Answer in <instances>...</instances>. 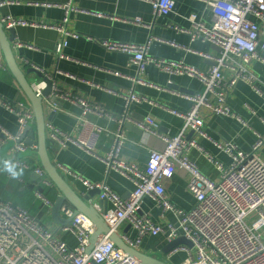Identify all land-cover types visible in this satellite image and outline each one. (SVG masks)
<instances>
[{
	"label": "crops",
	"instance_id": "0c3cea01",
	"mask_svg": "<svg viewBox=\"0 0 264 264\" xmlns=\"http://www.w3.org/2000/svg\"><path fill=\"white\" fill-rule=\"evenodd\" d=\"M175 1L176 7L173 12L155 16L152 5L146 0H0V20L3 23L5 19L11 18L30 22L28 25L17 24L11 27L16 30L12 47L20 67L26 72L36 66L52 74L60 70L71 75L70 77L62 73L54 74L52 81L58 102L50 105L54 115L52 119L46 115V124L49 129V125H52L76 140L93 145L96 151L90 153L72 142L66 146L59 145L49 138L48 131L47 137L52 161L74 189L82 195L91 190L83 179L92 183H104L124 198L130 196L136 184L132 177L109 169L103 159L113 145L112 135H107L106 132L117 133L120 127L118 121L94 112L86 113L81 104L66 99L63 95L65 93L84 98L93 105L103 106L111 114L118 116L126 109L124 95L134 90L144 99L131 103L129 116L138 121L147 117L155 118L160 124L158 129L160 135H176L185 130L188 138L195 139L203 149L201 151L193 148L189 153L191 160L213 180L219 179L220 171L214 162L208 159L206 153L225 165L231 163L230 155L219 149L213 141L232 142L244 151H251L259 137H264L263 61L252 60L247 67L249 74L255 77L253 83L239 79L230 92L228 104L235 118L214 114L204 106L200 108V115L205 120L204 130L208 134V137H204L194 132L192 127L186 126L185 119L176 114L190 112L193 103L187 96L205 91L201 80L188 75L167 73L153 63L140 74L138 66L131 63V55L109 50L100 43L113 41L145 45L151 57L184 61L199 70L208 71L214 62L205 58L203 54L216 56L219 54V48L200 38L193 40L189 32L176 30L175 27L193 30V23L189 19L193 14L211 25L213 20L211 6L204 0ZM68 4L71 11L69 20L64 24L66 33L48 26L64 22L67 16L65 6ZM137 18L142 19L145 25L135 23ZM8 35L11 36L10 33ZM259 41L262 46L264 22L260 23ZM60 42L64 43L61 50L58 48ZM262 54L264 55V50ZM34 75V72L29 74L32 81L35 80ZM224 75L229 79L234 75V71L224 69ZM137 76L146 79L152 85L136 84L134 78ZM255 85L260 92L256 91ZM110 89L117 94L109 92ZM0 96L8 101H23L31 105L8 67L1 41ZM126 124H130L129 127H126ZM126 124L123 128L128 139L122 147L120 157L144 168L149 161L151 150L162 148L164 142L160 136L152 135L133 122L128 121ZM0 126L13 135L19 132L16 114L1 105ZM98 127L103 128L104 132H97ZM33 130L35 144L28 151L37 150L36 124ZM31 151L24 159L32 167L27 169L18 166L23 169L21 177L12 179L6 172L0 171V198L27 209L48 223L56 224L52 218V209L60 192L54 184L46 185L42 182L35 173L33 167L41 166V162L38 154ZM257 153L264 160V144ZM14 156L16 155L9 144L2 143L0 132V168L3 167L2 161ZM60 166L69 168L75 174L66 173ZM38 192L49 198L53 206H46L38 197ZM166 192L180 209L190 210L196 203L194 195L188 188L187 175L179 170L173 178L166 181ZM96 200L100 201L99 196L93 197L91 202L94 203ZM108 208H113L111 202L108 203ZM141 213L163 226L179 223L175 212L163 211L157 201L150 196L144 197ZM118 233L128 243V240H134L138 235L136 228L129 221L118 227ZM63 238L71 246L78 243L71 233L64 234ZM169 242L165 234L147 235L137 248L146 254L160 255ZM176 249L163 256L171 264H183L189 254ZM192 252L195 255V251Z\"/></svg>",
	"mask_w": 264,
	"mask_h": 264
},
{
	"label": "built area",
	"instance_id": "2783aa9c",
	"mask_svg": "<svg viewBox=\"0 0 264 264\" xmlns=\"http://www.w3.org/2000/svg\"><path fill=\"white\" fill-rule=\"evenodd\" d=\"M152 5L155 16L168 15L175 10V0H146ZM211 6L212 23L208 25L203 19L193 14L189 19L193 30L188 31L179 27L176 30L189 32L192 39L209 41L219 48V54H203L214 62L208 71L199 70L184 61H171L154 58L148 55L147 46L113 41L100 42L113 51L131 55V63L139 68L140 74L153 63L170 74L188 75L202 81L205 91L201 94L187 96L193 103L192 109L186 114H176L185 119L186 126L194 132L208 137L205 132V120L200 115L202 106L214 114L236 117L229 104L230 92L239 79L254 82L255 77L248 72L252 60L264 62V44L260 46V23L264 22V0H204ZM66 7L67 16L61 24L48 26L66 33L64 25L69 20L71 6ZM6 27L17 24L28 25L30 22L16 19H5ZM135 23L145 25L137 18ZM64 42V41H63ZM60 42L58 48H63ZM191 50V49H190ZM49 79L54 74L62 73L57 70L52 74L33 66ZM224 69H231L234 75L226 79ZM53 75V76H52ZM70 76V74H66ZM136 84L152 85L146 79L137 76ZM47 86L43 80L32 81V87L37 96L42 95ZM55 87V86H54ZM257 92L260 90L256 87ZM117 94L114 90H108ZM68 100L78 102L85 108L86 113L94 112L99 116H107L119 123L117 133L112 135L113 145L103 156L109 169H115L126 176L132 177L136 188L130 196L124 198L104 183H92L83 179L88 189H100V199L112 203L104 219L113 231L126 221L136 228L138 235L129 244L137 247L147 235H167L170 241L185 236L193 247L179 246L176 250L186 251L189 256L183 264H264V160L257 150L264 144L260 136L251 151H244L232 142L213 141L215 145L228 153L231 163L225 165L214 156L206 153L208 159L220 171L218 180L207 177L199 166L191 160L189 153L193 148L203 150L195 139H190L181 130L176 135H160L159 122L153 117L144 120H134L129 116L132 102L142 101L134 90L128 91L126 109L121 115H113L103 106L93 105L84 98L63 94ZM0 105L16 114L19 132L11 134L0 126L2 143L20 139L28 124L34 119V111L30 104L23 101L12 102L0 96ZM133 122L139 128L152 135L160 136L164 142L162 148L151 150L150 158L144 168L124 161L120 157L122 147L128 139L124 125ZM47 126L49 138L62 146L75 143L90 153H95L93 145L74 139L71 135ZM49 129V130H48ZM97 132H104L101 127ZM30 149L25 142L17 144L14 154L23 153ZM14 164L24 168L32 165L16 156L10 157ZM1 162V159H0ZM62 167L66 173L75 174L69 168ZM33 170L46 185H53L42 166H34ZM178 170L187 175L188 188L196 199L190 210L180 209L170 200L166 192V181L173 178ZM46 206L52 207V201L43 193L38 192ZM145 196L154 198L163 211L171 210L179 218L178 225L169 223L167 226L155 223L149 216L142 214V204ZM75 214L70 204L62 207L64 217H73L71 225L60 226L48 223L41 217L33 215L27 209L0 198V264H140L121 248L117 247L109 236L103 235L91 253L87 252L90 236L96 227L89 217L83 213ZM71 233L77 239V245L71 246L64 234ZM192 251H195V255Z\"/></svg>",
	"mask_w": 264,
	"mask_h": 264
},
{
	"label": "water",
	"instance_id": "95a60500",
	"mask_svg": "<svg viewBox=\"0 0 264 264\" xmlns=\"http://www.w3.org/2000/svg\"><path fill=\"white\" fill-rule=\"evenodd\" d=\"M15 28H8L0 20V41L4 50L5 58L8 64L9 69L11 70L13 76L16 78L21 88L25 92L29 102L31 103L34 110V119L28 124L25 129V132L21 135L20 139L7 141L10 149L14 150L15 146L21 142H25L30 148L35 144V133L33 126L37 125L38 131V145L36 152L40 157V162L42 168L45 170L46 174L56 186L60 195L54 203L52 209V218L57 225H71L73 222V217H64L62 215V207L65 204H70L75 209V214L83 213L91 219L94 223L96 230L90 236L89 243L87 246V252L91 251L96 246L99 239L103 236H109V238L115 243V245L131 257L137 259L140 264H171L163 255H167L174 251L177 247L185 245L188 247H193V243L186 238L185 236H180L172 241H170L165 248L162 249L160 255L146 254L145 252L140 251L137 247L130 245L118 231H113L108 226L104 219V214L108 211L109 201L106 199H100L92 203V199L95 196L101 194L100 189L89 190L86 195H82L77 192L74 187L70 184L67 178L62 174L58 166L52 161L50 151H49V141L47 137V121L46 115L52 119L54 115L53 110L50 105L57 103L58 99L54 94V82L46 77L44 74L36 70L35 68L24 71L16 58L14 53L12 43L15 39ZM11 34V36L8 35ZM31 72H34L33 76L35 80H43L46 82L47 86L43 89L42 95L37 96L32 87V80L29 76ZM130 124H126V127H129ZM133 127V126H132ZM30 151L19 152L16 157L24 159V156L29 154ZM19 155V156H18ZM100 207V209H98Z\"/></svg>",
	"mask_w": 264,
	"mask_h": 264
},
{
	"label": "clouds",
	"instance_id": "9594fccd",
	"mask_svg": "<svg viewBox=\"0 0 264 264\" xmlns=\"http://www.w3.org/2000/svg\"><path fill=\"white\" fill-rule=\"evenodd\" d=\"M2 163L3 167L0 168V171L6 172L12 179H17L23 175V169L18 168V166L10 160H4Z\"/></svg>",
	"mask_w": 264,
	"mask_h": 264
}]
</instances>
